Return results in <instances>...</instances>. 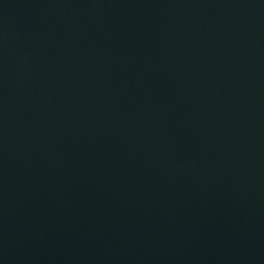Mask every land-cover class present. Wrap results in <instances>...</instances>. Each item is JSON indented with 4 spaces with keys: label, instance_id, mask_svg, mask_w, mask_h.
<instances>
[{
    "label": "water",
    "instance_id": "obj_1",
    "mask_svg": "<svg viewBox=\"0 0 264 264\" xmlns=\"http://www.w3.org/2000/svg\"><path fill=\"white\" fill-rule=\"evenodd\" d=\"M0 264H264V0H0Z\"/></svg>",
    "mask_w": 264,
    "mask_h": 264
}]
</instances>
